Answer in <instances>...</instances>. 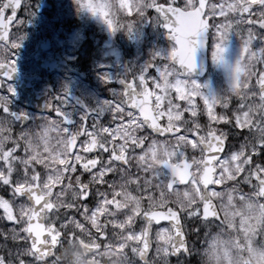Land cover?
Masks as SVG:
<instances>
[{"label":"snow or ice","instance_id":"obj_1","mask_svg":"<svg viewBox=\"0 0 264 264\" xmlns=\"http://www.w3.org/2000/svg\"><path fill=\"white\" fill-rule=\"evenodd\" d=\"M78 2L110 31L123 29L130 35L154 12L155 22L162 23L175 46L167 56L154 57L131 82L121 80L123 98L91 110L75 129L59 107L53 109L59 120L44 117L38 130L25 127V114L11 112L9 98L0 96L5 114L0 116V222L12 224L0 229V264H131L129 252L143 264H170L173 256L179 264L192 254L186 223L221 222L216 201L226 184L234 191L247 186L257 205L264 202V0ZM25 4L0 0V54L20 47L23 37L13 39L10 28L17 26L16 10ZM209 30L217 41L212 53L216 61L222 59L230 34L243 42V55L222 97H205L190 78L197 47ZM150 69L156 75L149 78ZM15 72V62L0 63L5 78ZM7 90L14 94L11 87ZM233 98L237 104L230 108ZM218 106L225 111L217 112ZM104 112L112 114L107 126L101 122ZM199 116L207 122L201 124ZM17 121L22 126L15 134ZM237 136L242 140L238 148L231 143ZM160 155L170 163L159 160ZM197 158L202 168L215 170L213 183L182 182L175 175L172 164L185 161L195 169ZM141 171L152 173L162 200L163 189L174 193L175 200H145L142 206L143 195L135 196L131 185L145 193L153 181L141 177ZM193 184L199 192L195 200L188 192ZM210 258L219 264L215 243Z\"/></svg>","mask_w":264,"mask_h":264},{"label":"flooded vegetation","instance_id":"obj_2","mask_svg":"<svg viewBox=\"0 0 264 264\" xmlns=\"http://www.w3.org/2000/svg\"><path fill=\"white\" fill-rule=\"evenodd\" d=\"M66 2L62 1L61 6L59 7L60 3H55V0H26L24 7L19 8L16 12V16L18 17L17 26L13 24L10 28L13 39L18 36L23 37V39L18 41L20 47L11 50L6 55L0 54V63L11 64L15 62L16 66V72L12 74L10 79H7L0 74V82H3L4 85L3 87H0V96H6L9 98L11 112H19L28 115L30 121L25 127L34 130H37V125L44 123V117H47L50 120L60 118L53 110L57 107L64 110L65 113L70 112L68 116L69 118L72 117V121L77 118V112L80 106L87 107V114L91 112V108L85 104L83 99L81 100L79 98V80H88V77L92 80L91 76H87V74H84L85 79H81L79 75L82 72L89 73V65L86 66L89 63V59L80 57L77 50L78 46H76L68 36L63 35V32H59L57 26L54 25V22H57L62 18L64 10H67L65 5ZM10 11L11 10H9L8 14H10ZM54 18L57 19L55 20ZM61 24L62 29L65 24L67 28L66 18H64V21L61 22ZM37 47L44 48L39 52L38 57H34L32 54L36 51ZM57 54L62 55L68 63L65 67H63V65L61 66L63 67V72L42 69L41 61L53 60L56 58ZM17 78H20L21 81L25 78L32 79V91L38 94V99L43 98L45 95L46 102L50 104L52 108L50 114L40 113L32 109L30 96L22 90ZM106 83H110V81H107ZM8 87L14 89V94L8 92ZM110 87L111 85L108 84L107 89H110ZM114 94L111 95V98L114 101L121 99L122 96L120 90L116 93L117 95ZM57 97H61L65 103H61ZM3 115L5 114L0 111V116ZM111 119L112 114L104 112L101 117V122L107 126ZM87 123L90 126L92 120L90 119V122L88 121ZM21 126L22 124L19 121L14 123L13 131L15 134L19 133ZM135 172L136 171L133 170V173ZM140 176L152 180L154 184L155 179L153 175ZM141 183L143 184V182ZM153 184L145 193L135 191L136 185H131V189L135 196L140 197L143 195V200L139 201L142 206L145 200L149 204L153 203L155 192ZM138 214L139 212H137V215ZM212 223L202 226L199 222L189 223L186 231L191 236L189 247L192 249V254L181 257L179 259V264H207V259H210V257L206 258L205 255L207 252L205 250L206 247H203V245L207 244V237L204 233H206V228ZM220 223L224 222L221 221ZM11 227L12 224L10 222H0V229ZM196 228H200L198 236L195 234ZM212 230L216 231V229ZM3 243V240L0 239V245ZM9 246H11V241H9ZM71 251L72 250H70V252ZM129 255L131 264H143L142 261L131 256L130 252ZM151 256L152 254L150 253L149 258H151ZM170 264H177V257H170ZM214 264H216L215 259ZM219 264H222V262H219Z\"/></svg>","mask_w":264,"mask_h":264},{"label":"rangeland","instance_id":"obj_3","mask_svg":"<svg viewBox=\"0 0 264 264\" xmlns=\"http://www.w3.org/2000/svg\"><path fill=\"white\" fill-rule=\"evenodd\" d=\"M110 2L114 3L113 0H110ZM92 16L96 19L97 24L103 30V36L99 39H95V41L96 42L98 41L99 47L104 49L102 58L109 60L108 63H104V61H103L101 64L102 67L104 68L106 64L107 65L115 64V66L122 67L120 69L121 73H119V71H120L119 69H116V73L114 74V76L109 75L108 71L104 72V74L107 75L104 78L105 82L107 80H109L110 82L115 83L116 78L119 75L127 78L126 80H128L129 76L125 75V71L127 70V68L124 66V61H123V59L121 61V58L117 54V51L112 47V44H111V41L109 38L110 30L107 28V26L101 20V18H99L98 16H94V15H92ZM152 17L153 18L145 19V22H143V23L139 22V25L135 28L134 32L130 35V42L131 43L134 42V44H136V50L135 51H133V48L130 45L129 37H128L129 34L126 31H124V35H123L124 41L123 42L124 43L126 42V53H127L126 54V62H131L134 59V62L136 63L138 60L137 64H139L140 67H132L135 70L134 73H136L137 76L139 75L140 72L143 71L144 67L146 65H148L150 61H153L154 57H156V56H161V57L167 56L171 52L172 48L174 47L173 44L166 41L163 37L164 30L162 28V23H156L155 19H154L155 16H153V14H152ZM120 18H122V16H120ZM141 34H142V36L147 37V41H148V45H149L148 47L150 48V50L147 49L146 51H143V49H141V47H140V44H141L140 36H141ZM136 35H139V36H136ZM235 35L236 34H233V35L230 34L228 36V38L224 41V43L222 45L224 51L222 53V59L219 61L214 60L213 55H212L213 50L215 48V45L217 43L216 38H215V34H214L213 41H212V49H211L212 61H211L210 68L214 69L213 72L217 74L218 80L221 82L222 86H224V87H226L227 84L230 85L232 77H233V69L236 66V65L235 66L231 65L233 68H230L232 71V72H230V73H232L231 77H230L228 74L229 71L227 69V65L228 64L230 65L229 61L232 60L234 64H237V62L240 60L239 59V52L242 49V45L237 43V39H236ZM161 36L163 37V41L161 40ZM120 41H121V39H120ZM235 47H237V50H238L236 52L237 54L234 51ZM223 60H224V62H223ZM231 64H232V62H231ZM92 65H95V63L93 62ZM129 66H130V64H129ZM113 71H114V69L110 68L111 74ZM153 75H156L155 70L150 69L149 70V78ZM213 77L214 76H212V75H208V77L206 79H204V81H202L203 84L198 79H195L193 77H190V78L192 80H195L201 86V91L205 97H208V98L220 97V95L218 93V89L221 88L220 83L216 78V80L218 81L219 87H218V89L214 88L215 86L213 84L214 83ZM101 83L104 84L103 80H101ZM150 86H151V84H150ZM119 90H121V89L118 86L117 87L111 86L109 91H107V92L113 94V93H118ZM88 92H89V95L86 94V96H83V97H85V99L89 98L90 101H92V98H93V101L95 103V107H98V106L102 105L104 102H106V100L104 98L100 99V97L98 95L99 90L95 91V95L89 89H88ZM236 104H237V100L235 98H233L232 102L230 103V108H235ZM89 106H90V104H89ZM223 111H225V110H217V112H223ZM210 114H211V111H210ZM170 119H174V117H171ZM240 142H242V140L239 136H237L235 139H233L231 141V143L237 148L239 147ZM162 158H165V156L160 155L158 159L162 160ZM195 172H197V170H195ZM195 178H197V175L195 176ZM158 191H161V189H158ZM195 191H198V190L196 189L194 184L188 188V192L191 194V196L194 200L196 199V196L194 195ZM249 193H251V191ZM181 196H182L181 200L183 201V203L185 205H187L188 201L183 199V194H181ZM246 197L247 198H245V196H243V198H245V199L243 200V205H242L243 214L241 215L240 226H239V228L242 229L243 237L240 238L239 243L236 242L235 240L233 241L232 238H230L229 236L222 234V235H218V236L214 237L212 242L208 246L207 251H211L212 245L215 243L217 255L220 257L219 262H222V264H232L233 257H234V253L231 250L232 245L237 246L241 249L248 248L250 250L251 253L244 257V261H250L254 264H264V257L258 256L253 250L256 238L260 235V233L262 231H264V203L262 202L263 205L258 206L257 203L253 202L252 199H250L249 195ZM250 205L253 206L251 209L249 207ZM233 207H234V202H233L232 198L229 199L223 205L222 210H223L225 220L229 219V217L232 216L231 213L234 211ZM236 215H237L236 212H234L233 216L235 217ZM257 218H259L260 222L257 224V227L255 228V230H253L251 228V224ZM236 229H238V228H234V230H236ZM221 242L223 243V247H221ZM218 244L220 245V248H219ZM225 253H227V258L225 257Z\"/></svg>","mask_w":264,"mask_h":264},{"label":"clouds","instance_id":"obj_4","mask_svg":"<svg viewBox=\"0 0 264 264\" xmlns=\"http://www.w3.org/2000/svg\"><path fill=\"white\" fill-rule=\"evenodd\" d=\"M259 218H257L252 224L251 228L255 230L257 227V224L259 223ZM254 252L260 256L264 257V231L260 233V235L256 238V241L254 243ZM206 258L210 257V252L205 253ZM104 264H110V261L105 260ZM207 264H214V258L207 259ZM232 264H243V258L241 255L237 252L234 254Z\"/></svg>","mask_w":264,"mask_h":264},{"label":"water","instance_id":"obj_5","mask_svg":"<svg viewBox=\"0 0 264 264\" xmlns=\"http://www.w3.org/2000/svg\"><path fill=\"white\" fill-rule=\"evenodd\" d=\"M166 29V28H165ZM167 30V29H166ZM168 37H169V35H168ZM169 39H170V37H169ZM207 39H208V31L205 33V36H204V44H203V49H202V51H201V54H202V58H201V60L203 61V65L202 66H200V65H198L196 62H195V65H198V66H196L194 69H193V73H198V74H202V70H204V68H205V64H206V61H205V53H206V48H205V46L207 45ZM199 48H201L200 46H198L197 47V51H196V54L195 55H199V53H200V49ZM209 163H211L210 161H209ZM204 169L206 170V172H208L209 171V167L207 168V167H204ZM207 176V175H206Z\"/></svg>","mask_w":264,"mask_h":264}]
</instances>
